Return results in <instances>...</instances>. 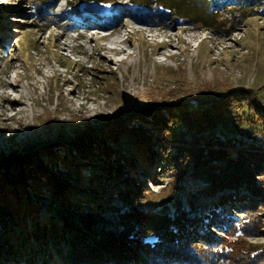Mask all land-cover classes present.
Returning a JSON list of instances; mask_svg holds the SVG:
<instances>
[{"label": "rangeland", "instance_id": "obj_1", "mask_svg": "<svg viewBox=\"0 0 264 264\" xmlns=\"http://www.w3.org/2000/svg\"><path fill=\"white\" fill-rule=\"evenodd\" d=\"M129 1L88 6L80 0H0V233L14 224L24 238V226L10 214L25 205L14 196L21 188L23 201L30 195L44 216L53 212L68 223L63 224L64 232L91 220L115 228L120 214L96 211L100 203L92 208L85 194L94 197L96 189L83 186L75 175L89 178L104 170L108 160L124 163L129 155L146 152L150 139L158 148L154 114H167L171 108L177 114L183 106L179 104L227 96L234 109L244 108L256 118V111L247 106L251 92L264 110V0H210L214 19L208 27L187 23L176 10L155 0L140 9ZM247 115L244 124L264 144V125L249 124ZM116 126L135 130L141 138ZM225 128L224 133L235 132ZM162 153L157 152L147 174H140L149 190L140 204L164 217L178 207V194L185 199L191 193L195 181L187 182L185 175L172 177ZM22 156L31 163L22 175L23 184L17 189L4 186L5 168L15 162L10 174L18 177ZM52 173L85 195L81 210L74 205L66 209L53 197L46 177ZM258 181L264 186V176ZM242 216L243 224L251 219L259 228L250 226L244 246L264 245V205ZM227 240L239 238L234 234ZM32 256L24 261L0 259V264H70L61 253L47 259ZM212 264L231 261L218 258Z\"/></svg>", "mask_w": 264, "mask_h": 264}, {"label": "trees", "instance_id": "obj_2", "mask_svg": "<svg viewBox=\"0 0 264 264\" xmlns=\"http://www.w3.org/2000/svg\"><path fill=\"white\" fill-rule=\"evenodd\" d=\"M80 1L91 6L109 0ZM150 1L130 0L129 4L137 9L144 5L148 8ZM155 1L159 6L166 5L176 10V14L189 24L212 26L214 4L211 5L210 0ZM248 93L250 102L247 106L256 111V118H251L250 114L248 116L244 108H241L242 112L234 109L233 101L227 96H214L194 104H179L183 106L179 107L177 114L173 108L167 110L165 114L169 118L163 113L154 114L152 126L158 135V148L149 134L150 141H146V147L143 144L146 152L129 155L127 160L120 154L124 163H119L120 159L116 163L108 160L103 165L104 170L86 179L75 175L83 186L96 189L94 197L85 194L89 196L92 208L100 203L96 211L120 214L115 228L91 220L75 228L68 226L67 232H64L68 223H62L63 218L53 212H46L44 216L30 195L27 202L23 201V188L14 192V196L25 205L14 207L10 214L17 224L24 226V238L17 234L14 224L11 227L6 225L5 233H0V247L3 246L0 259L15 257L24 261L34 257L32 255L47 259L61 253L70 264H212V260L218 258L230 259L231 264H264V245L244 246L246 241L243 237L252 232L250 226L253 230H259L258 226L251 219L246 224L241 221L244 217L242 213H252L259 205H264V186L258 181V176H264V144L257 142V133L249 131L251 126L244 124V116L247 115L249 124L260 121L264 125V110L254 102L251 92ZM225 127H232L235 132L224 133ZM117 128L121 130V126ZM117 130L110 131H113V135L122 131L141 138L135 130ZM142 138L146 139V134ZM74 148L79 149L80 145ZM100 149L105 151V145L101 144ZM160 149L166 161L170 162L167 170L172 177L195 181L185 199L178 194L176 198L181 202L175 199L174 205L176 203L178 207L173 213H164L165 218L160 213L146 211L140 204L149 192L140 174L151 169ZM82 154L86 155L87 151ZM22 157L18 162V177L10 174V167L15 162L5 168L4 186L12 184L13 189H17L18 184H23L22 175L31 163ZM75 171H78L77 165ZM46 177L51 194L62 206L82 209L80 201L85 195L81 196L67 179L62 180L56 173ZM24 193L29 194V191L26 189ZM75 194L80 199L74 200ZM123 200L124 206L119 205ZM169 207L171 211L172 207ZM69 228L73 230L70 234ZM234 234L238 236V241L227 240L229 235ZM233 244L237 247L236 255ZM53 245L55 247L50 251Z\"/></svg>", "mask_w": 264, "mask_h": 264}, {"label": "bare ground", "instance_id": "obj_3", "mask_svg": "<svg viewBox=\"0 0 264 264\" xmlns=\"http://www.w3.org/2000/svg\"><path fill=\"white\" fill-rule=\"evenodd\" d=\"M10 87H12L13 86V83L12 82H8L7 83ZM7 98H8V95H7ZM19 103V102H18Z\"/></svg>", "mask_w": 264, "mask_h": 264}]
</instances>
